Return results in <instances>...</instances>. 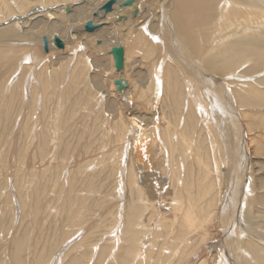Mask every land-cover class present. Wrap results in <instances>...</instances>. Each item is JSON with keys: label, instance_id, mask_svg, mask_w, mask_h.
Segmentation results:
<instances>
[{"label": "bare ground", "instance_id": "1", "mask_svg": "<svg viewBox=\"0 0 264 264\" xmlns=\"http://www.w3.org/2000/svg\"><path fill=\"white\" fill-rule=\"evenodd\" d=\"M108 1L109 0H0V68L8 67V69H14L12 74L7 77L6 82L4 80L5 84H3L2 81L3 77L0 78V135L2 134L1 132L7 130L8 123L11 121L13 114H15L16 121L13 125L11 124L12 126L9 129L7 136H9L8 138H10V140L8 143L6 142V146L10 143V147H12V143L16 136L26 132L27 136L31 138V140L29 139L30 152L28 149H25L21 157H19V162H22L23 165V162L28 160L27 157L31 155L30 159L32 158V160H28L30 166H36L35 168L40 171V174L42 171L46 173L47 169L54 161L52 156L53 151L49 150L48 152V148L52 149L56 147L57 142L54 141L56 142L54 144L53 140L50 138L49 133L51 131L49 132L47 129V131H40L38 133L37 131H39L40 128L39 130L37 128L43 119L49 118L48 115L50 111H52L50 107H54V104L58 102L52 101L54 97L57 96L59 99L60 96L59 92L54 95L50 94L53 89H56L55 87L59 81L60 71L54 68L57 64L56 62L60 59H65L67 63H69V69L67 71L68 85L65 84L66 87H68L66 90L63 89V96L67 95L69 90H72L76 86L79 80V76L77 75L82 71L81 68L83 69L84 67V69L89 70L91 73H98L96 76L91 77L92 80H95L100 92L98 96L103 94L105 97L104 100H109L113 104L114 109L111 108V110L114 111L110 114L111 124L108 122V126L102 124V126L99 127L102 144L95 148L96 150H94L92 155L87 156L89 158L87 171L92 172L102 167L105 168L108 165L112 170L116 167V172L119 173L118 177L116 176L118 178L116 181L119 182V186L118 184L117 186L120 189L122 187V190H120L119 199H115L118 212L115 221L112 222V224H114L112 227L109 225L111 228L109 230L107 229L108 231L99 237L100 239L97 244L94 243L95 246L91 253L92 256L95 254V258H97V248L99 247L96 248V246L102 245L103 242L107 244L112 241L113 246L110 252H108L109 257L107 256L108 258L106 259L109 261L112 260L111 262L115 261V264H154L158 260L154 259L156 256H158V258L166 257L163 258L165 260L171 255L177 256V258L180 259H186L185 261H187V264H264V183H254L255 181H251L252 179L248 176L251 170L249 171L248 169V158L246 157L245 159L244 157L246 155V150L243 147L246 140H248L249 145L252 144L253 141H250L249 136L246 138L247 132L243 134V130L240 136L242 139L244 136V139L242 141L240 140V142V138L238 139V128H242L244 125V122H242V120L240 121V117L248 118V116H252L253 113L251 111L253 109H249L251 110L250 112L240 109L242 111L241 115L236 113L239 110L235 112L236 105L246 107L256 102H262V104H264V89H262L264 86L257 84L260 87L255 90L256 92H252L254 97H249V94H246L250 100L243 101L242 98L244 94L239 92L241 88L237 90L236 86L235 89V85L232 83H235L234 80L236 78L245 79V77L241 72L236 74V77L234 76L235 73L227 76L231 72H236L235 69L244 63L245 65L250 63L249 71L253 73L255 71L258 73L264 70V0H133L131 6L125 7H121V4L126 0H117L112 11L105 14L104 11H101V8ZM221 2H223L222 4H224V7L221 8L219 15H217L218 8L216 7L217 5L219 6ZM208 6H212L210 7L212 9L207 13L206 19L215 17L214 20L210 18L213 21L210 23L214 24V30L212 28L211 31H213L207 34L202 29H198V34L202 38L205 37L208 39H206L207 48H203L201 54L198 53L200 55V60L196 61L194 59L196 54L191 51L189 41L186 39V34L183 33L182 28L180 30V28L177 27L178 22L181 20L179 11L181 8L185 7V9L189 10V15H192L196 11L204 12L206 7L209 8ZM67 7L70 8L69 13L65 11ZM213 7L216 8V13ZM136 8L138 13L136 16H133L132 13ZM96 12H99L97 16L95 15ZM90 20L99 27L91 33L88 32L90 35H95V38L88 39V34L84 35L82 31L84 30L86 33L85 25ZM201 21H203V19H201ZM180 25L182 26V24ZM208 27L211 26L208 25ZM201 28H203V26ZM52 29L56 31L48 32L49 34L46 33L48 30L51 31ZM61 33L66 34L65 41L62 39ZM44 36L48 39V53L44 51L42 46V38ZM55 36H58L64 42L63 49H57L54 46L53 40ZM120 38H122L123 42L119 40ZM7 45L10 47V51L7 49ZM119 45H121L125 51L124 67L121 72H117L114 58L111 54L112 48ZM42 48L44 53L41 52ZM192 48L195 47L192 46ZM55 49L59 50L57 54H55ZM192 55L194 57H191ZM183 62L186 63L187 67H191H189V71L185 69ZM108 63H110L111 68H104ZM46 65H49V73L45 70ZM64 67L65 65L63 68ZM113 71L115 72L113 73ZM47 73L49 75H47ZM180 74L185 75L183 76L185 77L183 84L187 90H185L184 87L183 90L188 93H185L186 95L183 94V99L186 102L184 105L185 112H183V119L180 118L176 126L173 120L165 119L163 113L164 109L162 110L161 103H163L165 94H168L170 99H172L170 103L173 102L174 104V110H179L181 108L180 99H182V95L180 92ZM252 75L249 79L253 80L254 74ZM117 79H123L124 82H126L122 92H119L115 85V80ZM257 79L259 78L254 79V81ZM245 82L244 85L246 87L247 83ZM259 82L260 84L264 83V77H262ZM152 84L154 88L153 92L150 94ZM249 89L251 88H248V90ZM67 96H69V94ZM61 99L64 98L60 97L59 100ZM97 99V103L99 102L100 104V97ZM121 99H124L126 102H120ZM70 100L68 102H70ZM51 101L54 103L53 105H51ZM78 104L80 105V103ZM110 105L111 104H109V107ZM240 106L237 108H241ZM70 107L72 106H69V109ZM73 107H75V105ZM97 108L99 109V106ZM184 108L182 110H184ZM166 109L167 108H165V110ZM71 111L70 109V112ZM74 112L71 113V115H75ZM53 114L56 115L55 117H57L59 121L58 115L60 113L58 115L57 113ZM35 116L36 119L34 120L33 118H35ZM64 116H66V114ZM97 118H99V115ZM30 120H34L35 122L32 121L34 125L29 129L28 125ZM53 121L56 120L54 119ZM51 126H54V124L50 125V127ZM197 127L200 129L198 128L197 135L194 137ZM57 130L58 129H56V131ZM204 130H206L211 140V144H209L211 149H209L208 152L211 155L212 169L209 168V165L207 169L211 170L214 177V180L211 182L207 181L206 176L202 178V180L193 176V171L191 170L194 166L191 167V170L189 167V165H194L195 163L199 165V168L205 166L201 156V151L203 149L201 143L203 141H199L202 139L200 137L203 136ZM57 132H59V130ZM63 132H65V130H63ZM233 132L238 139L236 150L234 149L236 152L235 154L233 153L234 155L228 156L229 159L227 162L220 164L217 152L224 147L229 148L228 138L230 135L233 136ZM61 136L62 134L60 137ZM61 139L63 138L61 137ZM1 142L0 139V146ZM220 143L223 144L222 148ZM58 146L61 148V145ZM203 146L205 145L203 144ZM23 147L25 148L24 144ZM9 151L12 152L11 148ZM13 153L16 156H19V153L21 154L20 149H18L16 153ZM204 153L206 152L204 151ZM220 153L222 152H219V154ZM116 156H118L117 162L115 161ZM82 159L84 160V158ZM79 161L82 162V160L76 159L75 157V159L70 161L67 165H70L69 168L71 169L74 167L73 165ZM61 162H64V160ZM250 166L252 168V165ZM3 170L6 171V173L8 172V169ZM3 170L0 168V177L3 175ZM26 170H28L27 167ZM222 170H224V172ZM200 172H202L201 169ZM13 173L14 169L10 173L12 176L10 177L13 178L12 180H14ZM18 175L21 176L19 173ZM90 176H92V174H90ZM16 179H18L17 182H14H16L18 186L12 185L19 189L17 190L18 192H21L23 186H25L23 184L24 181H22L23 178ZM205 180L206 183H204ZM91 184H93V182ZM33 185H36V183ZM40 187L41 186H39V188ZM118 187L116 188L118 189ZM95 188L93 189L95 190ZM42 189H44V187ZM94 190L91 191L93 192ZM72 192L73 189L67 194V199L68 195L71 200L73 199L75 195ZM2 195L3 193L1 196ZM35 196H38L37 192ZM7 198L9 199V197ZM13 198L14 197H12V199ZM17 198V211L22 214V216L26 211L30 212L28 209L31 207L28 203L29 200H27V202L18 196ZM32 199L30 203H32ZM73 201L74 202L69 204L68 200L63 207L67 210L66 205L71 206L68 208L69 212H67L69 215L71 214L74 216L76 220H72L76 223L81 219L80 214L82 212L80 213V211H83L84 207L79 203V207L76 208L75 204L78 200L74 197ZM40 203H37V205H40ZM12 207L14 208V206ZM38 208L39 207H36L35 210ZM113 210L115 211V209ZM80 222L82 221L80 220ZM26 224L28 223L26 222ZM92 226L90 225L89 227L92 229ZM10 227L11 226H9V228ZM100 227L102 228V225ZM91 231H93V229ZM92 233L95 234L96 231ZM10 240V247L7 244L11 256L9 264H24L27 262V259V261L24 260L25 262L23 261L24 258L22 259L25 243L24 238H15L13 240V237L10 236ZM70 240L68 239L67 242ZM39 244L41 245V242ZM196 244V251L193 253H189L188 251L187 253L188 248ZM169 246H171V249ZM44 247L45 246H43V248ZM122 249L123 252L120 251ZM32 250L33 249H31V251ZM85 250L83 251L86 252ZM207 253H209V256H207ZM65 254H67V248L59 254V257L53 261V264H59L60 259H63L64 264ZM39 256L40 254H38V257ZM41 257H39V259ZM75 257L77 258L76 260L79 261V257L82 256L78 257L77 253ZM75 257L72 259H75ZM39 259L38 261H40ZM50 260H46L48 262L47 264L50 263ZM72 263L74 264V262ZM105 263L106 262H104V264Z\"/></svg>", "mask_w": 264, "mask_h": 264}, {"label": "rangeland", "instance_id": "2", "mask_svg": "<svg viewBox=\"0 0 264 264\" xmlns=\"http://www.w3.org/2000/svg\"><path fill=\"white\" fill-rule=\"evenodd\" d=\"M223 2H221V4L216 8L217 9V15H219V12L221 11V8L224 7L222 4ZM209 8L206 7V13L205 11H196L194 14L192 15H189V10L188 9H185V7L181 8L180 11H179V15H180V21L178 22L177 24V27L182 28L183 30V33L186 34V39L187 41H189V44H190V47H191V51L194 52L195 57L192 55L191 57H194V59L196 61H199L200 60V55L201 54V50L203 48H207L206 44H207V40L208 38H202L197 32L198 29H202L203 31H205L207 34H210L213 30H214V24L210 23V22H213L211 19L214 20L215 17H210L208 19H206V15L208 12L211 11L212 6H208ZM214 10L216 9L215 7H213ZM186 13V14H185ZM204 13V14H202ZM215 13H216V10H215ZM188 15V16H187ZM200 16V17H199ZM204 17V18H202ZM217 17V16H216ZM191 18V19H190ZM187 19V20H186ZM201 19H203V21H201ZM191 22H190V21ZM187 21V22H186ZM195 22V23H193ZM197 22V23H196ZM205 22V23H204ZM207 22H208V25L211 26V27H208L207 25ZM194 25H193V24ZM210 23V24H209ZM182 24V26L180 25ZM204 24V25H203ZM203 28H201L202 26ZM189 26V27H188ZM195 27V28H194ZM200 27V28H199ZM206 27V28H205ZM190 28V29H189ZM193 28V29H192ZM213 28V30L211 31V29ZM187 29V30H186ZM192 29V30H191ZM197 29V30H196ZM206 29V30H205ZM189 30V31H188ZM208 30V31H207ZM52 31H56L55 29L51 30V31H45L47 34H49L50 32ZM192 33H191V32ZM196 31V32H195ZM211 31V32H210ZM49 32V33H48ZM82 33L84 35H87L88 32H84V30L82 31ZM81 33V34H82ZM197 33V34H196ZM193 35V36H192ZM92 36V37H91ZM61 37L63 39V41L66 40V34L64 33H61ZM88 39L90 38H95V35H90L88 34L87 35ZM190 37V38H189ZM197 37V38H196ZM200 38V40H199ZM203 40H202V39ZM121 42L122 41V38L119 39ZM192 40V41H191ZM195 41V42H194ZM202 42V43H201ZM112 43V42H111ZM205 43V44H204ZM195 44V45H194ZM129 45V44H128ZM8 46V45H7ZM43 46V44H42ZM195 47V48H192ZM197 46V47H196ZM129 47V46H128ZM137 47V46H136ZM201 47V48H200ZM10 47L8 46L7 49L10 51L9 49ZM138 49V47H137ZM194 49V50H192ZM43 52V48L41 49ZM55 54H57V52L59 50L55 49ZM139 50V49H138ZM196 50V51H195ZM199 50V51H198ZM198 51V52H197ZM44 53V52H43ZM199 53V54H198ZM56 66L54 67L55 69L59 70L60 71V75H59V78H58V82H57V85H56V89L50 90V94L51 95H54L56 94L57 92H59V99L60 97L61 98H64V99H61L59 100L57 96L54 97V99L52 100L53 102H56L55 104L52 102L51 105L54 104V107L51 106L50 107V114L49 113V118L48 119H43L39 125H38V130L40 128L39 131H37L38 133L40 131H48L51 133H49V136L50 138L53 140V143L55 144L56 142V147L54 148H48V152L49 150H52L53 151V154H52V151H51V154L53 156V162L52 164L49 166V168L47 169L46 173L45 171L40 174V171H38V169H36L35 167L36 166H30V164L28 163V160L30 159L31 155L29 157H27L28 160L24 161L23 162V165H22V162H19L20 159L19 157H21L22 153L25 151V149L29 150L30 152V140L31 138H29L27 136V133L23 132V134L21 135H18L16 136V138L14 139L13 143H12V147H10V143L6 146V144L9 142L10 138H8L9 136L8 133H9V129L10 127L16 122L15 121V114L12 115V119L11 121H9L8 123V126H7V130L5 132H1L2 134L0 135V139H1V148H0V168L3 169H8L7 173L9 174V177H8V174L6 173V171L3 170L2 172V176L0 177V193L2 192L3 195L1 196L0 194V226H1V232H0V263L1 264H9L10 263V251H9V248L7 247L9 244H11V240H10V236L13 237V240L15 238L17 239H21V238H24V249H23V254H22V259L23 261H27L25 262L24 264H44V262L47 260L49 261L50 259V263L49 264H53L54 260L59 257V254L64 251L66 248H67V254H65V258H64V264H71L72 262H74V264H104V262H106L105 264H115V261L111 262L112 260H108L106 258H108V252H110L112 246H113V243L112 241L107 243V244H104V242L102 243V245H99V246H96L99 247L97 248L98 250V255H97V258H95V254H93L92 256V250H94V246L95 244L98 243V240L100 239L99 237H101V235H104V233H106L112 226V222L115 221L116 219V215H117V212H118V207H117V203H116V200L117 198L119 199V196H120V190H122V187L121 189L118 187L119 186V182L116 181L118 180V175L119 173H117V168L115 167L114 170H112V168H110V166H106L105 168H99L98 170H94L92 172H88L87 171V164H89V158L87 156L89 155H92V153L94 152V150H96L95 148L99 147L102 143H101V133H100V130H99V127L102 126V124H106L107 126L109 124H111V115L112 114V111L114 110H111L114 109L113 107V104L109 101V100H104V95L103 94H100L99 95V90H98V87L96 85V82L95 80H92L91 77H94L96 76L97 74L95 73H91L89 70L87 69H83L81 68L82 71H80L78 73L77 76H79V80L78 83L76 84V86L72 89V90H69V96L65 95L63 96L64 94V90H66V85L67 84V77H68V69H69V63H67V60L65 59H60L58 62H56ZM60 63V64H59ZM184 63V62H183ZM58 65V67H57ZM62 65V67H61ZM65 65V67L63 68V66ZM184 67L185 69H188L189 71V67H187L186 63H184ZM243 65V66H242ZM241 66H239L236 70V72H231L229 73L227 76H229L230 74H233L235 73V77H236V74H238L239 72H241L243 74V76L245 77V79H242V78H236L234 81L235 83H232L233 85H235V89H236V86H237V90H239L240 93L244 94L243 95V98L242 100L243 101H247V100H250L249 97H252L253 96V91L256 92L255 90H257V88H259L260 86L259 85H263L264 86V83L260 84L259 80L264 77V70H259L261 72H258L256 73V71L253 73L252 71H249V68H250V63L246 64H242ZM47 66V65H46ZM45 66V70L46 72L49 71V65L46 67ZM67 66V67H66ZM83 66V65H82ZM110 66V67H109ZM108 67V68H107ZM106 69H110L111 68V65L110 63L107 64L106 67H104ZM191 68V67H190ZM248 68V69H247ZM7 69V70H6ZM66 69V70H65ZM184 69V68H183ZM243 69V70H242ZM2 70V71H1ZM4 70V71H3ZM234 70V71H235ZM14 71V69H8V67H3L2 69L0 68V78L3 77V84H5L6 80H7V77H9V75L12 74V72ZM89 71V72H88ZM50 72V71H49ZM48 72V73H49ZM115 71H113L114 73ZM184 72V70H183ZM251 72V73H250ZM2 73V74H1ZM6 73V74H5ZM8 73V75H7ZM47 73V75H49ZM262 73V74H260ZM67 74V75H66ZM94 74V75H93ZM245 74V75H244ZM254 74V79L256 78H259L257 79L256 81H254V79H249L250 76ZM259 74V75H258ZM75 76V75H74ZM185 75H181L180 74V82H181V89H180V92H181V95H182V99L181 103L180 102V105H181V108L178 110H174V104L173 102L170 103V101H172V99H170V97L168 96V94H165V97L163 98V103L165 101V103H161L162 105V110L164 109L163 113H164V116H165V119L167 120H173L174 121V124L177 126L178 125V121L179 119H183V112H185V108H184V105L186 104V102L184 101L183 99V94L185 93H188L186 92L185 90L186 87L184 86V78L183 77ZM226 76V77H227ZM253 76V75H252ZM182 77V78H181ZM261 77V78H260ZM229 78V77H228ZM66 81H65V80ZM94 79V78H93ZM5 80V82H4ZM243 80V81H241ZM247 80V81H246ZM251 80V81H250ZM241 81V82H239ZM246 81V82H245ZM63 82V83H62ZM244 82L247 83L246 87L244 85ZM238 83V84H237ZM241 83V84H239ZM250 83V84H248ZM66 84V85H65ZM79 84V85H78ZM243 84V85H242ZM259 84V85H257ZM183 85V86H182ZM241 87H240V86ZM250 85V86H249ZM185 90H183L184 88ZM61 88V89H60ZM153 84H152V88H151V92L150 94L153 92ZM233 88V87H232ZM246 88V89H244ZM248 88H251L248 90ZM61 90V93H60V90ZM64 89V90H63ZM79 89V90H78ZM262 89H264V87H262ZM76 90V92H75ZM183 90V92H182ZM98 91V92H97ZM247 91V92H246ZM249 91V92H248ZM245 92V93H244ZM83 93V94H82ZM62 94V96H61ZM249 96H247V95ZM73 95V96H72ZM167 95V96H166ZM186 95V94H185ZM235 95V94H234ZM246 95V96H245ZM73 98H72V97ZM81 96V97H80ZM57 97V98H56ZM100 97V104L99 102L97 103L96 100H98L97 98ZM167 97V98H166ZM169 97V98H168ZM242 97V96H241ZM254 97V96H253ZM252 97V98H253ZM57 100H56V99ZM71 99V100H70ZM77 99V100H76ZM102 99V100H101ZM63 100V101H62ZM70 100V102H68ZM62 101V102H61ZM67 101V102H66ZM64 102V103H63ZM74 102V104H73ZM120 102H123L125 103L126 101L124 99H121ZM80 103V105L77 104ZM104 103V104H103ZM60 104V105H59ZM97 104V105H96ZM102 104V105H101ZM109 104L110 107H109ZM169 104V106H168ZM172 104V106H171ZM256 104V105H255ZM262 104V102H256V103H253L251 104L250 106H244V107H240L241 108H237L239 106H235V112L237 114H240L242 113L241 110H246L248 112H250L251 110L249 109H253L251 112L253 113L252 116H248V118H243L242 116L240 117V121L242 120V122H244V125H243V129L241 127L238 128V139H239V142L240 140L242 141L244 139V136H243V139L242 137L240 136L241 134V131L243 130V134L247 132L246 134V138L247 136H249V139L250 141H253L252 144L249 145V142L248 140L245 141V145H244V149L246 150V155L244 156L245 159L246 157L248 158V169H249V174L248 176L252 179L251 181H255L254 183H257V182H262L264 183V104ZM58 105V106H57ZM75 105V107H73ZM95 105V106H94ZM105 105V106H104ZM253 105V106H252ZM63 106V108H62ZM65 106V107H64ZM69 106H72L70 107V109L72 110L70 112V109H69ZM78 106V107H77ZM99 106V109L97 108ZM53 107V108H52ZM57 107V108H56ZM95 107V108H94ZM101 107V108H100ZM104 107V108H103ZM170 107V108H169ZM172 107V108H171ZM52 108V109H51ZM55 108V110H54ZM78 108V109H77ZM94 108V109H93ZM165 108H167L165 110ZM184 108V110H182ZM237 108V109H236ZM258 108V109H257ZM58 109V110H57ZM62 109H63V112H62ZM66 109V110H64ZM68 109V111H67ZM77 109V110H76ZM96 109V110H95ZM103 109V111H102ZM241 109V110H240ZM263 109V111H262ZM60 110V111H59ZM101 110V111H100ZM109 110V111H108ZM111 110V111H110ZM173 110V111H172ZM39 111V109H38ZM37 111V112H38ZM67 111V112H66ZM75 111V112H74ZM78 111V112H77ZM105 111V112H104ZM253 111H256V112H253ZM258 111V113H257ZM75 113V115H71V113ZM77 112V113H76ZM104 112V113H102ZM168 112V113H167ZM53 113H57L58 117H59V121H58V118L55 117L56 115H54ZM70 113V114H69ZM100 113V114H98ZM108 113V114H107ZM172 113V114H171ZM260 113V114H259ZM38 114V113H37ZM61 114H62V117H61ZM66 114V116H64ZM107 114V115H106ZM167 116H166V115ZM170 114V115H169ZM54 115V116H53ZM71 115V117H70ZM92 115V116H91ZM97 115V116H96ZM99 115V118H97ZM104 115V117H103ZM258 115V116H257ZM37 116V115H36ZM36 116L35 118H33L34 120L36 119ZM52 116V117H51ZM172 116V117H171ZM257 116V117H256ZM62 119H61V118ZM65 117V118H64ZM75 117V118H74ZM92 117V118H91ZM176 119H175V118ZM54 118L56 121H53L52 119ZM71 118V119H70ZM94 118V119H93ZM106 118V119H105ZM109 118V119H108ZM252 118V119H251ZM20 119V118H19ZM18 119V120H19ZM66 119V120H65ZM75 119V120H74ZM244 119V120H243ZM17 120V121H18ZM32 120V121H34ZM66 122H65V121ZM30 120V123L28 125L29 129L31 128L32 125H34L33 123L35 122H32ZM53 121V122H51ZM105 121V122H104ZM182 121V120H181ZM181 121H180V124H181ZM46 122V124H45ZM56 122V123H54ZM61 122V123H60ZM77 122V123H76ZM88 122V123H87ZM108 122H110L108 124ZM253 122V123H252ZM52 123V124H51ZM87 123V124H86ZM12 124V125H11ZM45 124V125H44ZM49 124V125H48ZM54 126H51L50 125H53ZM59 124V125H58ZM64 124V125H63ZM201 124V122H200ZM42 125V126H41ZM71 125V126H70ZM199 125V123H198ZM45 126V127H44ZM48 126V127H47ZM58 126V127H57ZM62 126V128H61ZM69 126V127H68ZM74 128H73V127ZM105 126V125H104ZM42 127V128H41ZM56 127V128H55ZM88 127V128H87ZM200 127V125H199ZM195 130V135L194 137L197 135V131H198V128ZM260 127V128H259ZM51 130H50V129ZM54 128V129H52ZM61 128V129H60ZM69 128V129H68ZM43 129V130H42ZM56 129L59 130V132L56 131ZM68 129V130H67ZM200 129V128H199ZM247 129V130H246ZM61 130V131H60ZM63 130H65V132H63ZM72 130V131H71ZM91 130V131H90ZM245 130V131H244ZM54 131V132H53ZM68 131V132H67ZM71 131V132H70ZM205 132V133H204ZM231 132V131H229ZM56 133V135H55ZM68 133V134H67ZM88 133V134H87ZM90 133V134H89ZM234 133V132H233ZM62 134V138L60 137V135ZM67 134V135H66ZM71 134V136H70ZM75 134V135H74ZM65 135V136H64ZM84 135H85V138H84ZM94 137H93V136ZM203 136H201L199 141L202 142L201 143V147L203 148L202 151H201V156H202V159L205 163V166L202 168L200 167L199 168V165H197V163H195L194 165H189L190 167V170H191V167H192V170L193 171V176L195 177H198L202 180V178H205L206 176V179L207 181L211 182L214 180V177H213V174L211 172L210 169H212V166H211V159H210V153L208 152L210 148V145L211 144V140L209 139L210 137L208 136L206 130L203 131ZM89 136V137H88ZM99 136H100V139H99ZM207 136V137H206ZM20 137V138H19ZM68 137V139H67ZM93 137V139H92ZM205 137V138H204ZM231 137V139H230ZM230 137L228 138L229 140V148L228 147H224L222 150H218L217 152V156H218V159H219V162L220 164H224L225 162H227V160L229 159L228 156L230 157V155H232L233 153L235 154V150H236V146L238 144V139L236 138L235 136V133L232 135H230ZM60 138V139H59ZM84 138V140H83ZM89 138V139H87ZM193 138V137H192ZM27 139V140H26ZM30 139V140H29ZM50 139V140H51ZM67 139V140H65ZM82 139V140H81ZM252 139V140H251ZM51 140V141H52ZM62 140V141H61ZM29 141V142H28ZM56 141V142H54ZM64 141V142H63ZM93 141V142H92ZM96 141V143H95ZM7 142V143H6ZM62 142V143H60ZM68 142V143H67ZM82 142V143H81ZM89 142V143H88ZM60 143V144H59ZM66 143V144H65ZM95 143V145H94ZM23 144L25 146V148L23 147ZM29 144V145H28ZM98 144V145H97ZM203 144L206 146H203ZM221 144V143H220ZM53 145V144H51ZM58 145H61L59 148ZM80 145V146H79ZM93 145V146H92ZM235 145V146H234ZM20 146V147H19ZM27 146V147H26ZM53 147V146H52ZM79 147V148H78ZM85 147V148H84ZM223 147V144H221V148ZM12 150V152H10L9 150ZM15 148V149H14ZM17 148V149H16ZM84 148V149H83ZM207 148V149H206ZM20 149V152L21 154L19 153V156H16L14 155L13 152H17V150ZM66 149V151H65ZM77 151H76V150ZM220 149V148H219ZM235 149V150H234ZM8 151V152H7ZM204 151L206 153H204ZM47 152V153H48ZM58 152V153H57ZM72 152V153H71ZM74 152V153H73ZM89 152V153H88ZM219 152H222L219 154ZM57 153V154H56ZM209 153V154H207ZM30 154V153H29ZM233 154V155H234ZM2 155V156H1ZM5 155V156H4ZM8 155V156H7ZM76 155V156H75ZM207 155V157H206ZM220 155V156H219ZM59 156V157H58ZM209 156V157H208ZM76 157V159H79V160H82V162H78L76 163L75 165H73L74 167H72L71 169L69 168L70 165H67L70 163V161L74 160ZM117 157L115 158V161L117 162ZM206 157V158H205ZM17 158V159H16ZM60 158V159H59ZM84 158V160L82 159ZM87 158V159H86ZM209 158V159H208ZM213 158V157H212ZM221 158V159H220ZM32 160V158L30 159ZM29 160V161H30ZM62 160H64V162H61ZM17 161V163H16ZM34 161V160H33ZM57 161V162H56ZM68 161V162H67ZM20 164H19V163ZM85 162V163H84ZM207 162V163H206ZM210 162V163H209ZM14 163V164H13ZM13 164V165H12ZM16 164V165H15ZM27 164V165H26ZM57 164V165H56ZM65 166H64V165ZM117 164V163H116ZM207 164V165H206ZM20 165V166H19ZM26 165V166H25ZM81 165V166H79ZM208 165H209V170L208 169ZM252 165V168L251 166ZM14 166V167H13ZM19 166V167H17ZM24 166V167H23ZM29 166V167H28ZM62 166V167H60ZM211 166V167H210ZM26 167L28 170H26ZM31 167V168H30ZM196 167V168H195ZM11 170H10V169ZM18 168V169H17ZM25 168V169H24ZM60 168V169H59ZM251 168V169H250ZM14 169V180H12L13 178H11L12 176L10 175L11 171H13ZM34 169V170H32ZM108 169V170H107ZM200 169L202 172H200ZM19 170V171H17ZM37 170V171H36ZM63 170V171H62ZM67 172H66V171ZM112 170V171H110ZM206 170V171H205ZM260 170V171H259ZM16 171V172H15ZM97 173H96V172ZM104 171V172H103ZM114 171V172H113ZM198 171V172H197ZM224 172V170H222ZM256 173H255V172ZM10 172V173H9ZM66 172V173H65ZM100 172V173H99ZM204 172V173H203ZM210 172V173H209ZM221 172V173H223ZM261 172V173H260ZM21 174L20 175H18ZM31 173V174H30ZM34 173V174H33ZM39 173V174H38ZM89 173V174H88ZM104 173V174H103ZM113 173V174H112ZM195 173V174H194ZM16 174H17V177H16ZM90 174H92V176H90ZM94 174H95V177H94ZM98 176H97V175ZM200 174H201V177H200ZM4 175H7V176H4ZM28 175V176H27ZM31 175V177H30ZM33 175V176H32ZM35 175V176H34ZM38 175V176H37ZM47 175V176H46ZM50 175V176H49ZM105 175V176H104ZM198 175V176H196ZM257 178H256V176ZM259 175V176H258ZM11 176V177H10ZM19 176V177H18ZM25 176V177H24ZM37 176V177H36ZM43 176V177H42ZM45 176V177H44ZM86 176V177H85ZM103 176V177H101ZM117 176V177H116ZM203 176V177H202ZM8 177V178H7ZM23 178L22 181L23 184L25 186H23V189L21 190V192L17 191L19 190L18 188H16L18 185H17V180L16 178ZM29 177V178H28ZM35 179H34V178ZM47 177V178H46ZM51 177V178H50ZM82 177V178H81ZM92 177V179H91ZM94 177V178H93ZM99 177V178H98ZM107 177V178H106ZM109 177V178H108ZM213 177V178H212ZM8 180H7V179ZM38 178V179H36ZM44 178V179H42ZM77 178V179H76ZM106 178V179H105ZM211 178V179H209ZM10 179V180H9ZM40 179V180H39ZM67 179V180H65ZM70 179V180H69ZM96 179V180H95ZM258 179V180H257ZM4 180V181H3ZM28 180V181H27ZM31 180H32V183H31ZM35 180V181H33ZM37 180H38V183H37ZM43 180V181H42ZM115 180V181H114ZM250 180V179H249ZM7 181V182H6ZM16 181V182H14ZM46 181V182H45ZM83 181V182H82ZM89 183H88V182ZM95 181V182H94ZM6 182V184H5ZM41 182V183H40ZM87 184H86V183ZM93 182V184H91ZM100 182V183H99ZM118 182V183H116ZM208 182V183H209ZM9 183V184H8ZM16 183V184H15ZM28 185H27V184ZM36 185H33L35 184ZM40 183V184H39ZM73 183V184H72ZM78 183V184H77ZM85 183V184H84ZM204 183H206V180L204 181ZM257 183V184H259ZM14 184V185H12ZM31 184V185H30ZM44 184V185H43ZM75 184V185H74ZM95 184V185H94ZM118 184V186H117ZM69 185V186H68ZM89 185V186H87ZM32 186V187H31ZM39 186H41L39 188ZM78 186V187H77ZM87 186V187H86ZM8 187V188H7ZM44 187V189H42ZM71 187V188H70ZM75 187V188H74ZM96 187V188H95ZM98 187V188H97ZM118 187V189L116 188ZM6 188V189H5ZM12 188V189H11ZM27 188V189H26ZM38 188V189H36ZM92 188V189H91ZM95 188V190L93 189ZM29 189V190H28ZM73 189V192L75 196H73V199L74 197L76 198V208L79 207V203L81 204V206H83V211L81 210L80 213V220L82 222H80V220H78V222H74L73 220H76L74 218V216H72L71 214L69 215L68 212V208L71 207L70 205H66V209H64V205L65 203L69 200V204H71L73 201V199L71 200L70 196L68 195V199H67V194L70 192V190ZM24 190V191H23ZM39 190V192H38ZM41 190V192H40ZM43 190V192H42ZM76 190V191H75ZM83 190V191H82ZM91 190H94L93 192ZM15 191V192H14ZM28 191V192H27ZM35 191V193H34ZM79 191V192H78ZM98 191V192H97ZM119 191V192H118ZM27 192V193H26ZM30 192V193H29ZM36 192L38 193V196H35ZM66 192V193H65ZM117 192V193H116ZM20 193H21V196H20ZM61 193V194H60ZM79 193V194H78ZM88 193V194H86ZM94 193V195H93ZM12 194V195H11ZM27 194V196H26ZM29 194V195H28ZM33 194V195H32ZM117 194V195H116ZM21 199H24L25 201L29 200V205L31 207H29V211L30 212H27L26 213H23V216L22 214H20L17 210V201L18 198L17 196ZM87 195V196H86ZM93 195V197H92ZM99 195V196H98ZM23 196V198H22ZM31 196V197H30ZM33 196V197H32ZM40 196V197H39ZM61 196V197H60ZM78 196V198H77ZM9 197V199L7 198ZM12 197H14L13 200ZM30 197V198H29ZM36 197V198H35ZM81 197V198H80ZM87 197V198H85ZM11 198V199H10ZM33 198V199H32ZM42 200H41V199ZM90 198V199H89ZM93 198V199H92ZM9 201H8V200ZM31 199H32V203L31 202ZM67 199V200H66ZM83 199V200H82ZM89 199V200H88ZM113 199V200H111ZM116 199V200H115ZM46 200V201H45ZM40 203V205H37V203ZM84 201V202H83ZM59 202V204H58ZM114 204H112V203ZM62 203V204H61ZM112 204V205H111ZM33 205V206H32ZM78 205V206H77ZM85 205V206H84ZM108 205V206H107ZM14 206V208L12 207ZM16 206V207H15ZM87 206V207H86ZM36 207H39L37 210ZM88 209L86 210L85 209ZM33 208V209H32ZM60 208V209H59ZM109 208V209H108ZM117 208V209H116ZM11 209V210H10ZM32 209V210H30ZM56 209V210H55ZM106 209V211H105ZM115 209V211L113 210ZM66 212H65V211ZM97 210V211H96ZM110 213H109V211ZM113 210V211H112ZM15 211V212H14ZM17 211V212H16ZM58 211V212H57ZM61 211V212H60ZM68 211V212H67ZM104 211V212H103ZM108 211V212H107ZM38 212V213H37ZM57 212V213H56ZM60 212V213H59ZM65 212V213H64ZM85 212V213H83ZM101 212V213H100ZM114 214H112V213ZM16 213V214H15ZM89 215H87V214ZM100 213V214H98ZM4 214V215H3ZM26 214V216H25ZM29 214V215H28ZM98 214V215H97ZM13 215V216H12ZM15 215V216H14ZM58 215V216H57ZM87 215V216H86ZM93 215V216H92ZM111 215V217H110ZM3 216V217H2ZM29 216V218H28ZM60 216V217H59ZM97 216V217H96ZM102 216V218H101ZM2 217V218H1ZM20 217V218H19ZM22 217V218H21ZM35 217V218H34ZM73 217V218H72ZM8 218V219H7ZM11 218H12V221H11ZM14 218V219H13ZM85 218V219H84ZM5 219V220H4ZM20 219V220H19ZM73 219V220H72ZM88 219V220H87ZM90 219V220H89ZM100 220V223H99V220ZM109 219V220H108ZM28 220V221H27ZM36 220V221H34ZM38 220V221H37ZM69 220V221H68ZM71 220V221H70ZM85 222H84V221ZM94 220V221H93ZM107 220V221H106ZM73 221V222H72ZM96 221V222H95ZM102 221V222H101ZM12 222V223H11ZM26 222L28 224H26ZM36 222V223H35ZM88 222H92L91 224L88 223ZM112 224H110V223ZM10 223V224H9ZM25 225L23 226L22 225ZM25 223V224H24ZM94 223V224H93ZM98 223V224H97ZM103 223V224H102ZM4 224V225H2ZM86 224V225H85ZM89 224V225H88ZM102 225V228L100 227ZM27 225V226H26ZM40 225V226H39ZM88 225V227H87ZM92 226L93 228V231L96 233H92L93 231H91V227L89 226ZM111 227H110V226ZM9 226H11L9 228ZM20 226V227H19ZM31 226V227H30ZM86 226V227H84ZM97 226V227H96ZM107 226V227H106ZM3 227V228H2ZM8 227V228H7ZM23 227V228H22ZM25 227V228H24ZM38 227V228H36ZM98 229H96V228ZM109 227V228H108ZM80 228V229H79ZM85 228V229H84ZM90 228V229H89ZM100 228V230H99ZM9 229V230H8ZM19 229V230H18ZM27 229V230H26ZM32 229V230H31ZM83 229V230H82ZM89 229V231H88ZM108 229V230H107ZM7 230V231H6ZM21 230V231H20ZM29 230V232H28ZM61 230V231H60ZM27 231V232H26ZM80 231V232H79ZM86 231H87V234H86ZM10 232V234H9ZM17 232V233H16ZM31 232V234H30ZM22 233V234H21ZM25 233V234H24ZM36 233V234H35ZM103 233V234H102ZM16 234V235H15ZM18 234V235H17ZM24 234V235H23ZM31 236H29V235ZM38 234V235H37ZM92 234V235H91ZM63 235V236H62ZM75 235V236H74ZM8 236V238H7ZM15 236V237H14ZM41 237V238H40ZM59 237V238H58ZM61 237V238H60ZM67 237V238H66ZM85 237V238H83ZM88 237V238H87ZM31 239V240H30ZM68 239H72L70 240L69 242ZM26 240V241H25ZM34 241V242H32ZM36 241H37V244H36ZM39 241V242H38ZM83 241V242H82ZM8 242V243H7ZM41 242V245L39 244ZM46 243V244H45ZM78 243V244H77ZM85 243V244H84ZM95 243V244H94ZM8 244V245H7ZM28 244V246H27ZM84 244V245H83ZM104 244V245H103ZM35 247H34V246ZM62 245V246H61ZM33 246V247H32ZM43 246H45L43 248ZM66 246V248H65ZM10 247V245H9ZM60 247V249H59ZM76 247V248H75ZM103 249H102V248ZM171 246H169L170 248ZM85 248V249H83ZM107 248V249H106ZM110 248V249H109ZM196 248H197V244L196 245H193V247H189L188 250H187V253L189 251V253H193L194 251H196ZM28 249V250H27ZM31 249H33L31 251ZM63 249V250H62ZM72 249V250H70ZM171 249V248H170ZM39 250H40V253H39ZM56 250V251H54ZM83 250H85L86 252H84ZM96 250V249H95ZM25 251V253H24ZM30 251V252H29ZM54 251V252H53ZM78 253V257L79 256H82V257H79V261H77L75 255H77ZM114 251V250H113ZM121 252H123V249L120 250ZM56 252V253H55ZM72 252V253H71ZM84 252V253H83ZM102 252V254H101ZM27 253V254H26ZM40 254L39 257H44V258H40L38 257V254ZM55 253V254H54ZM69 253V254H68ZM71 253V254H70ZM82 253V254H81ZM31 254H32V257H31ZM37 254V255H36ZM73 254V255H72ZM80 254V255H79ZM185 254V252H184ZM209 253H207V256ZM44 255V256H43ZM54 255V256H53ZM71 255V256H70ZM28 256V258H27ZM53 256V257H52ZM75 259H72L74 258ZM92 256V258H91ZM108 256V257H107ZM172 256V255H171ZM169 256L167 259H163V258H166V257H160L158 258V256H156L154 259L157 260V262H155L154 264H187V261H185L186 259H180V258H177V256ZM30 257V258H29ZM38 257V258H37ZM52 257V258H51ZM69 257V258H68ZM102 257V258H100ZM37 258V259H36ZM48 258V259H47ZM67 258V259H66ZM27 259V260H26ZM36 259V260H34ZM38 259L40 261H38ZM45 261H44V260ZM96 259V260H95ZM70 260V261H69ZM108 260V261H107ZM5 261V263H4ZM45 262V264H47L48 262ZM77 261V262H75ZM169 261V262H168ZM182 261V262H181ZM7 262V263H6ZM43 262V263H42ZM189 263V261H188ZM59 264H63V259H60L59 261ZM73 264V263H72Z\"/></svg>", "mask_w": 264, "mask_h": 264}, {"label": "water", "instance_id": "3", "mask_svg": "<svg viewBox=\"0 0 264 264\" xmlns=\"http://www.w3.org/2000/svg\"><path fill=\"white\" fill-rule=\"evenodd\" d=\"M117 3V0H109L106 4H104L101 8V11H104L105 14H108L112 11L113 6ZM133 4V0H126L121 4V7L125 6H131ZM67 13L70 12V8H66L65 10ZM99 12H96L95 15L97 16ZM138 13V10H136L132 13L133 16H136ZM99 26L95 25L91 20L87 22L85 25V31L86 32H93L95 31ZM43 41V48L46 53L49 52V45H48V39L46 36L42 38ZM53 44L57 49H63L64 48V42L58 37L55 36L53 40ZM124 48L119 45L117 47L112 48L111 54L114 58L115 68L117 72H121L124 67ZM125 83V84H124ZM115 85L117 86V89L119 92H122L125 88L126 82H124L123 79H117L115 80Z\"/></svg>", "mask_w": 264, "mask_h": 264}]
</instances>
